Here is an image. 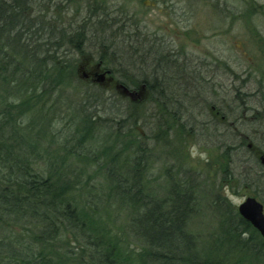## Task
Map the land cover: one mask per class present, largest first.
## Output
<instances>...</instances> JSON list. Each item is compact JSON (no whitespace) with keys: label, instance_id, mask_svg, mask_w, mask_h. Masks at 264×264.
<instances>
[{"label":"rangeland","instance_id":"rangeland-1","mask_svg":"<svg viewBox=\"0 0 264 264\" xmlns=\"http://www.w3.org/2000/svg\"><path fill=\"white\" fill-rule=\"evenodd\" d=\"M102 1L97 9L93 0H71L69 5L57 0L55 5H43L64 26L86 25L82 52L66 47V56L76 63L77 80L55 91L47 101L53 106L52 130L59 136L66 134L69 143L80 114L95 115L100 125L86 145L91 148L90 156L67 159L82 182L74 191L86 210L93 207L95 199L90 197L92 193L102 195L105 169L116 164L126 173L136 145L142 142L147 150V168L141 179L145 192L161 198L171 180L187 183L184 187L192 188L194 202L186 230L195 238L199 253H216L215 241L223 236L227 216L236 215L246 197L260 202L264 213V167L258 162L264 153V0ZM101 11L109 15L99 25L94 14ZM155 56L166 58L167 64L154 80L181 97L172 107L171 102L167 107L149 98L142 87L128 92L117 83L122 74L145 77L152 71ZM99 61L100 71H115L113 80L105 76L98 83L88 77ZM128 68L131 73H122ZM209 103L227 112V121L211 116ZM160 105L175 112V123L167 112L158 116L164 110ZM159 121L166 132L160 133ZM180 124L188 132H179ZM112 142L119 154L115 162L110 156L113 148L105 150ZM227 146L233 147L228 164L222 157ZM42 155L35 161L45 171L56 155ZM93 155L96 158L91 159ZM102 210L106 214L102 212L99 219L105 218L109 235L121 240L123 256L128 251L135 255L141 243L127 229L128 210L120 203ZM71 239L65 249L70 258H76L74 263L84 264L87 251H81V243ZM247 255L251 257V253ZM244 264L256 262L246 257Z\"/></svg>","mask_w":264,"mask_h":264},{"label":"trees","instance_id":"trees-1","mask_svg":"<svg viewBox=\"0 0 264 264\" xmlns=\"http://www.w3.org/2000/svg\"><path fill=\"white\" fill-rule=\"evenodd\" d=\"M70 1L66 0L67 5ZM93 1L96 9L104 4L102 0ZM56 3L0 0V264H79L65 249L70 237L81 243V251H87L84 264H244L246 257L264 264V241L238 213L227 216L226 227L221 228L223 236L215 241L218 251L199 253L195 238L186 230V221L193 212L192 188L171 180L161 198L145 192L141 179L147 168V150L142 142L136 145L126 173L122 174L116 164L105 169L104 195L92 193L93 207L84 208L86 205L74 191L82 186L81 178L67 159L90 156L91 148L86 145L100 125L95 115L80 114L70 135L71 143L66 134L59 136L51 128L53 106L47 101L53 99L55 91L78 78L76 63L66 56V47L81 53L87 35L86 25L64 26L43 8ZM108 15L97 12L96 23L102 25ZM151 65L152 71L146 69L149 72L145 77L122 74L117 83L129 92L142 87L151 99L156 96L178 103L181 97L152 79L157 77L156 72L165 70V64L153 58ZM106 69L113 77L115 71ZM122 73H131V69H123ZM162 107L158 116L167 112L175 123V112ZM207 107L211 116L227 121V112L214 104ZM160 122L158 129L163 133L165 125ZM183 126L179 125V132ZM115 145L112 142L105 147L110 152L113 148L110 156L114 162L119 158ZM231 149L227 146L222 151L226 164ZM42 153L56 155L45 171L36 166L37 159L44 157ZM113 203H120L129 212L127 229L141 243L135 255L128 251L124 257L121 240L109 235L105 218L99 219L102 212L106 214L102 208ZM245 235L247 238H243ZM82 258L83 253L79 260Z\"/></svg>","mask_w":264,"mask_h":264},{"label":"water","instance_id":"water-1","mask_svg":"<svg viewBox=\"0 0 264 264\" xmlns=\"http://www.w3.org/2000/svg\"><path fill=\"white\" fill-rule=\"evenodd\" d=\"M107 73H109L108 70L94 73L96 77L94 81L98 83L103 82ZM86 76L87 74L84 73V77ZM119 86L128 91L123 85L120 84ZM258 161L264 167V153L258 156ZM237 212L239 216L249 222L258 231L264 241V213L262 204L254 197H246L237 207Z\"/></svg>","mask_w":264,"mask_h":264},{"label":"flooded vegetation","instance_id":"flooded-vegetation-1","mask_svg":"<svg viewBox=\"0 0 264 264\" xmlns=\"http://www.w3.org/2000/svg\"><path fill=\"white\" fill-rule=\"evenodd\" d=\"M154 59L156 60V61H158L159 63L160 62H162V63H164V64H167V59L166 58H162V57H154ZM102 66V62L101 61H99L96 65H95V67H94V69H93V71H92V73L90 74L92 77H90V75H88V77L89 78H91V79H95V76H94V73H96V72H101L100 70H101V67ZM102 71H105V69L103 68L102 69ZM106 77L107 78H110V79H112L113 80V77L111 76V73H110V71H109V74H106ZM155 78V77H154ZM153 77H152V79H154ZM153 98H155L154 99V101H160V103H165L166 105H168V103L169 102H171L172 103V101H173V99H171L170 101H168L167 99H164V98H158V97H153ZM174 101H176V99H174ZM174 103V102H173ZM170 107H172L171 106V104H170Z\"/></svg>","mask_w":264,"mask_h":264},{"label":"bare ground","instance_id":"bare-ground-1","mask_svg":"<svg viewBox=\"0 0 264 264\" xmlns=\"http://www.w3.org/2000/svg\"><path fill=\"white\" fill-rule=\"evenodd\" d=\"M213 107V106H212ZM239 215V214H238ZM241 217V216H240ZM242 218V217H241ZM243 219V218H242ZM244 220V219H243ZM249 223V222H248ZM250 224V223H249ZM251 225V224H250ZM256 230V229H255ZM257 231V230H256ZM258 232V231H257Z\"/></svg>","mask_w":264,"mask_h":264}]
</instances>
